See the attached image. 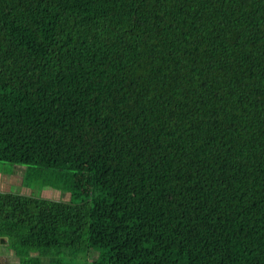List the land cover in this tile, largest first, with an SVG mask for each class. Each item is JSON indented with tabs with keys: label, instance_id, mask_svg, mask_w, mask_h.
I'll use <instances>...</instances> for the list:
<instances>
[{
	"label": "trees",
	"instance_id": "trees-1",
	"mask_svg": "<svg viewBox=\"0 0 264 264\" xmlns=\"http://www.w3.org/2000/svg\"><path fill=\"white\" fill-rule=\"evenodd\" d=\"M0 163L17 264H264V0H0Z\"/></svg>",
	"mask_w": 264,
	"mask_h": 264
},
{
	"label": "rangeland",
	"instance_id": "rangeland-1",
	"mask_svg": "<svg viewBox=\"0 0 264 264\" xmlns=\"http://www.w3.org/2000/svg\"><path fill=\"white\" fill-rule=\"evenodd\" d=\"M27 168H30V174L28 182L23 184L21 183V179L23 176V171L27 170ZM56 174L57 173L55 172L53 176H56ZM48 175V172L38 168L37 166L26 167L20 165H11L8 163H0V192H11L53 201H69L68 193L60 192L48 183H42L43 181L46 182L49 179L47 177ZM7 252L8 256L10 255L13 259H17L11 250H8ZM94 256L95 255L93 254H87L85 256L79 255L77 257L70 258L68 256H63L61 252L52 251L47 256H40V261L43 264H49V260L52 258V260L60 261L64 264H90Z\"/></svg>",
	"mask_w": 264,
	"mask_h": 264
},
{
	"label": "crops",
	"instance_id": "crops-1",
	"mask_svg": "<svg viewBox=\"0 0 264 264\" xmlns=\"http://www.w3.org/2000/svg\"><path fill=\"white\" fill-rule=\"evenodd\" d=\"M7 239L0 237V264H17L18 260L8 256Z\"/></svg>",
	"mask_w": 264,
	"mask_h": 264
}]
</instances>
